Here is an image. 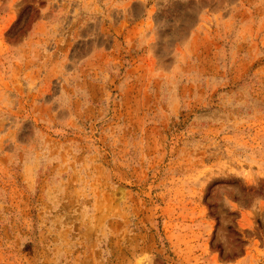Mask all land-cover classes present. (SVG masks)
<instances>
[{"label":"rangeland","instance_id":"1","mask_svg":"<svg viewBox=\"0 0 264 264\" xmlns=\"http://www.w3.org/2000/svg\"><path fill=\"white\" fill-rule=\"evenodd\" d=\"M0 264H264V0H0Z\"/></svg>","mask_w":264,"mask_h":264},{"label":"trees","instance_id":"2","mask_svg":"<svg viewBox=\"0 0 264 264\" xmlns=\"http://www.w3.org/2000/svg\"><path fill=\"white\" fill-rule=\"evenodd\" d=\"M23 17H25V12H22L20 16L18 17L17 21L15 22L14 26L10 29V32H12L22 21ZM210 208V207H209ZM217 249L220 250L219 246H216Z\"/></svg>","mask_w":264,"mask_h":264}]
</instances>
